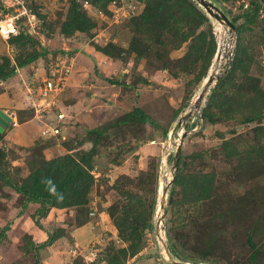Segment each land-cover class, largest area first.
<instances>
[{"label": "rangeland", "instance_id": "374dc122", "mask_svg": "<svg viewBox=\"0 0 264 264\" xmlns=\"http://www.w3.org/2000/svg\"><path fill=\"white\" fill-rule=\"evenodd\" d=\"M208 1L231 21L247 12L240 8L243 0L237 3ZM27 2L36 16V20L28 23L32 27L30 37L33 41L26 49H17L11 41L5 43L0 39V63L7 57L13 67H18L12 77L0 80V111L10 121L18 123L15 128L6 126L1 132L0 147L6 150L1 167L6 170V175L20 183L39 158L49 161L66 154L78 158L81 152H89L93 147L88 135L91 130L107 127L108 130L93 161L96 184L89 196L88 215L77 208H69L52 209L48 216L39 217L40 206L33 204L20 216L22 206L17 194L0 180V233L11 225L0 240V264H112V255L132 243L123 238L115 225L116 220L108 214V209L119 203L120 186L144 199L149 226V230H144L140 252L136 256L128 254L120 264H209L201 261L197 254L203 246L199 243L210 238L209 233L202 237L198 231L203 226L200 215L206 208L200 212L194 206L183 205L181 193L172 196L174 161L180 146L179 160L184 157L190 171L197 169L216 174L220 196L246 193L254 196L247 215L228 220L217 218L216 224L220 223L221 229H211L214 248L218 249L215 256H211L212 261L236 264L241 260L237 264H245L243 259L251 252L246 241L247 232L253 235L256 231L254 241L257 245L264 243V176L248 181L244 187L239 186L240 181L234 176L240 173L247 177L239 169L245 162V155L256 144L255 124H243V114L236 111L235 119L214 126L200 122L199 117L217 79L204 94L202 106L195 108L190 116L188 114L202 94L209 75L225 76L231 48L234 47L235 54L240 39L252 58L251 80L257 81L264 90V20L261 13L253 25H246L248 31L240 37L195 1L211 21L217 49L220 47L223 55L218 64L214 57L208 77L201 84H195L194 75H185L178 66L174 65L173 70L157 69L161 65L155 61L158 52L177 60L185 55L187 46L173 50L165 46L168 41L164 46L152 45L149 28L133 21L143 13L144 0H113L108 13L87 1H78L97 26L89 33L77 32L71 37L64 35L62 30L71 0ZM243 23L240 20L238 25ZM133 39L153 49L143 57H137L128 50ZM109 44L122 49L120 58L107 56L97 49V45L105 47ZM34 52L43 54L20 68L18 59H27ZM63 67L70 72L63 91L57 95V108L40 118L36 114L39 97L29 94L28 89L36 86L37 81L42 83L50 70H62ZM242 76L239 74L240 78ZM246 92L243 90V94ZM135 108L142 109L154 123L150 120L144 124L113 127ZM54 113L65 116L57 135L51 131L57 123ZM166 130L168 135L164 136ZM62 137H67L66 141L63 142ZM24 139L31 142L20 146L18 141ZM226 143L231 144L229 151H233L229 156L223 148ZM202 154L204 158H200ZM194 156L196 159L192 158ZM171 197L174 198L172 203ZM215 203L219 204L220 199ZM91 212L96 216H91ZM81 224L83 228L75 238L76 244L68 234L70 230L81 228ZM51 234L60 238L37 254L32 252V243L44 244ZM170 239L173 250L169 249Z\"/></svg>", "mask_w": 264, "mask_h": 264}, {"label": "trees", "instance_id": "16d2710c", "mask_svg": "<svg viewBox=\"0 0 264 264\" xmlns=\"http://www.w3.org/2000/svg\"><path fill=\"white\" fill-rule=\"evenodd\" d=\"M78 1H87L94 8L108 13L109 5L113 0H71L67 22L62 29L67 37H71L77 32L89 33L97 26ZM220 1H234V3H237L242 0ZM245 2L247 1L243 0L240 8L247 12L232 19L236 26V33L240 37L248 31L246 25L255 23L264 5V0H253L249 1V7L245 9ZM144 4L143 13L133 21L138 24H144L149 28L153 36L151 39L152 45L164 46L168 41L169 43L165 46H170L173 50H179L183 46H187L185 55L177 60L170 59L163 52L160 54L161 52L157 51L159 55H157L158 58L155 61L161 64L157 69L169 70L174 65L178 66L179 70L184 72L185 75H194L193 82L195 84H201L208 77L213 59L218 50L211 21L207 15L199 9L194 0H144ZM240 20H243L244 23L238 25ZM31 41L33 39L25 35L11 40L12 43L16 44L17 49H26ZM97 49L113 58H120L122 55V49L114 47L113 44L105 47L97 45ZM152 49L148 45H143L138 39H133L128 50L132 51L137 57H143L150 53ZM42 54L34 52L29 58L24 60H22L23 57H20L18 59L19 67L23 68L33 63ZM251 61L252 58L248 48L241 43L240 39L230 69L225 76L218 79L199 117L202 124L205 125L207 123L214 126L224 120L235 119L234 112L236 111L243 114V124H255L253 132L256 144L245 155V162L240 165L241 169H239L247 177L245 178L240 173L234 174L235 178L240 181L238 183L240 187H244L248 181H255L264 176V90L259 84H256L257 81L251 80L252 77L249 73ZM17 68L16 66L13 67L11 60L5 57L4 62L0 63V80L4 81L12 77L17 72ZM239 74L243 75L242 78L239 77ZM238 82L240 83L238 84ZM243 90L248 92L243 94ZM54 115L56 116V113ZM150 120V117L142 109L135 108L125 118L114 123L113 127L129 123L144 124L150 122ZM151 123H154V121L151 120ZM187 127L191 128L189 125ZM107 130L108 127L100 130H91L88 135L93 147L89 152H81L78 158L66 154L49 161L37 159L34 161L30 174L20 183L8 177L6 170L1 167L6 157V150L4 147H0V180L4 181V184L12 188L17 194V199L22 206L19 215L21 216L24 210L33 204L40 206L37 211L39 217L48 216L52 209L69 208H77L81 213L88 215L89 196L96 184V178L93 175V161L97 154V147L101 140L105 139ZM164 133V136L168 135L167 130ZM66 138L62 137L63 142L64 140L66 141ZM2 139L3 134L0 131V142ZM230 146V143H226L223 146L224 150L227 151L225 152L227 156L233 153V151H229ZM201 157L204 158L203 154ZM192 158L196 159V156ZM187 166L188 164L184 161V157H181L172 182V196L181 193L180 202L183 205L194 206L200 212L206 208L205 213L200 215L203 220L201 225L203 226L198 231H200L202 237L209 233L210 238L205 243L203 241L202 244L201 242L199 243L200 247L203 246L200 251H197V254L203 262L219 264L218 261H212L211 258L218 251L217 248H214L213 230L211 231V229H215V227L221 229V224H216L217 220H219L217 218L228 220L247 215L250 212L248 206L254 203V196L251 193L239 196L236 194L220 196L221 188L218 186L219 183L215 173L198 171L197 169L190 171ZM118 194L120 197L119 203L112 205L108 209V214L112 220H116L115 225L123 238L132 241V243L128 248L118 249L112 255L110 259L112 264H120V260H126L128 254L129 256H136L143 244L144 230H149L147 224L148 214L144 199L122 186L118 187ZM173 199L171 197V203ZM218 199H220V203L216 204L215 201ZM82 226L83 224L79 227ZM10 227L11 225H8L2 229L0 240L10 230ZM255 233L257 234L254 231V234L250 235L248 231L246 234V241L251 252L248 257L243 259L245 264H264V261H261L264 258V243L262 245L256 244L254 240L257 235ZM58 238H60L59 235L51 234L46 243H35L36 245L32 243L30 249L37 254L40 249L53 244ZM178 239L180 238L178 237ZM168 242L169 249L173 250L171 239ZM112 249L115 250L114 248ZM239 262L241 260L236 262V264ZM39 264L42 263L39 262Z\"/></svg>", "mask_w": 264, "mask_h": 264}, {"label": "built area", "instance_id": "2783aa9c", "mask_svg": "<svg viewBox=\"0 0 264 264\" xmlns=\"http://www.w3.org/2000/svg\"><path fill=\"white\" fill-rule=\"evenodd\" d=\"M249 7V3L245 2V8ZM27 0H0V39L5 43H8L12 39L19 37L21 35L31 36L30 27L28 23L31 20H36V16L32 14ZM261 17L264 19V5L261 10ZM259 13V14H260ZM30 16L32 19H30ZM222 32V30H221ZM220 51V47L217 50ZM231 58L228 62V70L231 67L234 58V47L231 48ZM217 57V54H216ZM221 58L223 57L221 53ZM66 69V71L64 70ZM51 73L47 72L46 77L42 83L37 81L36 86L28 89V93L31 95H38L39 103L36 107V114L38 117L50 114L51 111L57 107V95L59 92L63 91V84L67 82V77L69 74V69L63 67L62 70H50ZM57 118V123L51 131L54 135L60 134L61 127L60 124L64 120L65 116L61 113L55 116ZM13 126L14 128L18 126L17 121H9L7 126ZM49 130V129H48ZM45 130V133L49 131ZM50 133V132H49ZM91 216H95L94 212H91Z\"/></svg>", "mask_w": 264, "mask_h": 264}, {"label": "water", "instance_id": "95a60500", "mask_svg": "<svg viewBox=\"0 0 264 264\" xmlns=\"http://www.w3.org/2000/svg\"><path fill=\"white\" fill-rule=\"evenodd\" d=\"M196 1L200 6H202L211 17H213L214 19H216L218 22L226 25L227 27H229L233 32L236 33V26L234 25V23L229 19V17L218 7H216L212 2L208 1V0H194ZM221 50L218 51L217 53V64L220 62L221 60ZM220 77H216V74L211 73L208 77L207 83L204 86V89L202 91V94L198 97V101L194 104V107L191 109L190 113L188 114V116H190L193 112V110H195V108H199L201 107V102L204 98V94L208 93L210 86L214 83L215 79H219ZM10 121V118H8L7 115H5L2 111H0V131L2 132L4 130V128L7 126V123ZM181 147V146H180ZM180 147L178 148V154L176 155V159L174 161V167L177 168L178 162H179V156H180ZM166 244V243H165Z\"/></svg>", "mask_w": 264, "mask_h": 264}, {"label": "crops", "instance_id": "0c3cea01", "mask_svg": "<svg viewBox=\"0 0 264 264\" xmlns=\"http://www.w3.org/2000/svg\"><path fill=\"white\" fill-rule=\"evenodd\" d=\"M28 142L30 143L31 141H30V139H24V140H19L18 141V144H20V146H24L25 144H28ZM83 227H81V228H77V229H74V230H70L69 231V237H70V239L71 240H75V243H76V237H79V235H77V234H79V232H80V230L82 229ZM76 238V239H75ZM76 244H78V242L76 243Z\"/></svg>", "mask_w": 264, "mask_h": 264}, {"label": "clouds", "instance_id": "9594fccd", "mask_svg": "<svg viewBox=\"0 0 264 264\" xmlns=\"http://www.w3.org/2000/svg\"><path fill=\"white\" fill-rule=\"evenodd\" d=\"M0 28H2V26H0ZM6 128V127H5Z\"/></svg>", "mask_w": 264, "mask_h": 264}]
</instances>
